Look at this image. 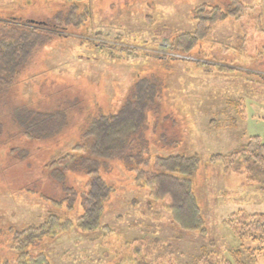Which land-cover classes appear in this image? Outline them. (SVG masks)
<instances>
[{"label": "rangeland", "instance_id": "1", "mask_svg": "<svg viewBox=\"0 0 264 264\" xmlns=\"http://www.w3.org/2000/svg\"><path fill=\"white\" fill-rule=\"evenodd\" d=\"M218 1L89 0L92 16L76 31L81 35L54 36L22 80L5 88L0 97V264L15 260L9 228L38 225L49 214L71 221L82 214L79 196L74 203L61 201L66 195L49 178L48 165L72 150L95 117L116 113L139 79L155 85L151 106L156 113L147 112L145 133L152 155L200 157L193 185L204 234L175 226L167 200H152L134 171L112 160L99 174L111 188L102 222L114 232H107L95 247L83 239L76 242L84 234L74 228L29 250L43 251L51 264H134L138 258L144 264H184L204 239L219 254L239 245V226L251 214L264 213V168L250 155L228 160L232 163L227 167L223 160L211 164L208 159L214 153L228 154L250 136L264 141V0H241L244 12L212 25L190 52L170 50L175 36L195 29L194 9ZM61 6L62 0H0V21H41ZM21 106L60 110L65 124L53 136L29 138L17 121ZM66 175L77 194L86 190L88 175ZM229 217L238 218L228 223ZM139 231L146 234L145 246L127 242ZM157 238L160 245L173 248L174 256L149 251ZM255 259L250 264H264V252Z\"/></svg>", "mask_w": 264, "mask_h": 264}, {"label": "trees", "instance_id": "2", "mask_svg": "<svg viewBox=\"0 0 264 264\" xmlns=\"http://www.w3.org/2000/svg\"><path fill=\"white\" fill-rule=\"evenodd\" d=\"M88 1L62 0V6L53 16L41 21L20 17H7L0 21V97L6 87L18 84L22 80L21 77L29 71L42 46L47 45L54 36L70 35L85 26L84 22L92 16ZM245 8L241 0H219L218 3L205 2L198 5L193 11L196 20L195 29L175 36L171 40L170 50L190 52L197 43L206 39L212 25L227 17H238ZM79 32L76 34L81 35ZM154 87L155 85L148 83L147 79H139L116 113L95 117L72 150L59 155L49 163V178L66 195L61 201L74 203L79 196L83 212L74 221L49 214L38 225H29L21 230L9 228L10 245L16 255L13 263L4 261L2 264H51L46 253L38 251L37 254H32L29 248L39 246L45 238L56 237L74 228L84 234L76 242L83 239L94 243L95 247L101 245L106 233H112L114 230L108 223L102 222L104 203L111 188L100 176L99 169L100 167L109 169L108 162L112 160L123 161L131 171H134L136 181L150 189L152 200H167L165 208L175 226L182 231L204 234L205 223L193 185V177L201 162L200 157L197 154L160 156L152 155L150 152L149 140L145 133L147 112L156 113L155 105L151 106L156 97ZM18 110L20 113H17V121L21 123L19 128L29 138L53 136L58 134L65 124L62 115L64 113L60 110L34 111L23 106ZM27 128L33 129V132L28 131ZM160 135V139L164 140L166 135L163 132ZM241 155H250L256 165L264 168V141L258 136H250L246 142L232 149L228 154H211L208 162L213 164L223 160L224 165H230L232 162L228 160L237 159ZM77 171L89 176L86 190L78 194L68 185L66 175L68 172ZM116 219L118 221V218ZM236 219L229 217L226 222L231 223ZM249 219L237 229L240 240L237 247L228 249L225 254H219L211 250L215 249L212 242L204 239L195 249L196 253L191 256L189 262L184 264L255 262L256 253L264 252V213L251 214ZM125 231L131 233L128 228ZM142 233L139 231L138 237L133 236L135 235L133 233L127 242H139L140 245L145 246L146 234ZM179 238L181 239V236ZM245 241L250 245H245ZM138 248L139 246H136V249ZM153 249H161L159 257L166 254L167 258L174 254V250H171L173 248L160 245L158 238L149 251ZM104 252L105 250H102L101 254ZM97 254L100 256V252L97 251ZM106 255L107 251L103 256ZM134 264H144V262L138 258Z\"/></svg>", "mask_w": 264, "mask_h": 264}]
</instances>
